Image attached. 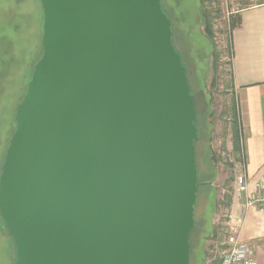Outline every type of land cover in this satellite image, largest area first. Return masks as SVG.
Returning a JSON list of instances; mask_svg holds the SVG:
<instances>
[{
	"label": "water",
	"instance_id": "95a60500",
	"mask_svg": "<svg viewBox=\"0 0 264 264\" xmlns=\"http://www.w3.org/2000/svg\"><path fill=\"white\" fill-rule=\"evenodd\" d=\"M0 164L14 264H189L197 115L161 0H39Z\"/></svg>",
	"mask_w": 264,
	"mask_h": 264
},
{
	"label": "rangeland",
	"instance_id": "374dc122",
	"mask_svg": "<svg viewBox=\"0 0 264 264\" xmlns=\"http://www.w3.org/2000/svg\"><path fill=\"white\" fill-rule=\"evenodd\" d=\"M243 2L161 0L171 22L172 43L186 68L197 115L194 149L200 184L189 234V264H218L226 247L230 203L237 196L234 126L238 120L231 89L229 39L236 10L247 6ZM42 19L39 0H0V164L14 130L15 107L41 53ZM14 258L0 216V264H13Z\"/></svg>",
	"mask_w": 264,
	"mask_h": 264
},
{
	"label": "crops",
	"instance_id": "0c3cea01",
	"mask_svg": "<svg viewBox=\"0 0 264 264\" xmlns=\"http://www.w3.org/2000/svg\"><path fill=\"white\" fill-rule=\"evenodd\" d=\"M237 11L230 32L231 86L236 98L240 146L235 180L243 174L247 191L233 196L228 224H240L239 236L254 249L256 264H264V209L244 207L264 173V1Z\"/></svg>",
	"mask_w": 264,
	"mask_h": 264
},
{
	"label": "built area",
	"instance_id": "2783aa9c",
	"mask_svg": "<svg viewBox=\"0 0 264 264\" xmlns=\"http://www.w3.org/2000/svg\"><path fill=\"white\" fill-rule=\"evenodd\" d=\"M246 5L256 4L255 0H244ZM243 174L236 177V193L237 195L244 194L247 191V182ZM254 204H259L260 209H264V173L258 183L254 193H251L244 202V207ZM236 220L234 223L228 224L226 247L220 257L218 264H256L254 257V249L250 244L240 239L239 231L240 224Z\"/></svg>",
	"mask_w": 264,
	"mask_h": 264
},
{
	"label": "trees",
	"instance_id": "16d2710c",
	"mask_svg": "<svg viewBox=\"0 0 264 264\" xmlns=\"http://www.w3.org/2000/svg\"><path fill=\"white\" fill-rule=\"evenodd\" d=\"M206 15V14H205ZM207 23H209V21H207ZM207 31H208V33L210 32V28H209V25H207ZM229 47H230V66H231V56H232V47H231V42H230V39H229ZM39 58V57H38ZM36 61V60H35ZM31 71H32V69H31ZM231 73H232V70H231ZM31 75V74H30ZM14 121V120H13ZM15 124V123H14ZM16 125V124H15ZM15 125H14V127H15ZM235 127V131H234V135H235V148L236 149H238V139H239V134H238V123H237V125H235L234 126ZM194 144H195V142H194ZM197 187L199 186V184H200V181H199V179L197 180ZM8 231V230H7ZM12 241V240H11ZM13 244V243H12ZM13 248H14V246H13ZM14 253H15V250H14ZM14 260H15V258H14ZM220 260V259H219ZM13 264H14V262H13Z\"/></svg>",
	"mask_w": 264,
	"mask_h": 264
}]
</instances>
